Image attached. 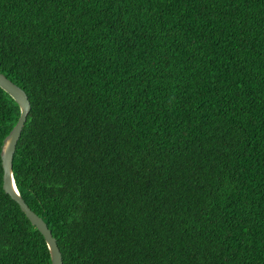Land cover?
Here are the masks:
<instances>
[{
    "label": "trees",
    "instance_id": "1",
    "mask_svg": "<svg viewBox=\"0 0 264 264\" xmlns=\"http://www.w3.org/2000/svg\"><path fill=\"white\" fill-rule=\"evenodd\" d=\"M0 73L62 264H264V0H0ZM0 264H51L1 159Z\"/></svg>",
    "mask_w": 264,
    "mask_h": 264
},
{
    "label": "water",
    "instance_id": "2",
    "mask_svg": "<svg viewBox=\"0 0 264 264\" xmlns=\"http://www.w3.org/2000/svg\"><path fill=\"white\" fill-rule=\"evenodd\" d=\"M0 89L3 90L17 104L19 118L10 133L4 138L0 152L2 167V189L19 207L28 221L42 235L50 255L51 264H62V257L57 247L56 240L44 221L32 212L20 197L15 186L12 172V161L16 144L20 138L24 123L30 111V103L25 92L9 81L0 73Z\"/></svg>",
    "mask_w": 264,
    "mask_h": 264
}]
</instances>
